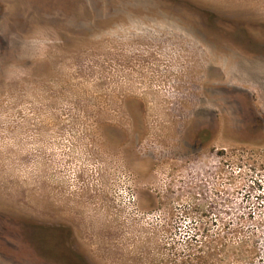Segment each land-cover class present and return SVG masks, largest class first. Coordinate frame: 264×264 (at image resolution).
Masks as SVG:
<instances>
[{"label":"rangeland","instance_id":"1","mask_svg":"<svg viewBox=\"0 0 264 264\" xmlns=\"http://www.w3.org/2000/svg\"><path fill=\"white\" fill-rule=\"evenodd\" d=\"M0 264H264V0H0Z\"/></svg>","mask_w":264,"mask_h":264}]
</instances>
